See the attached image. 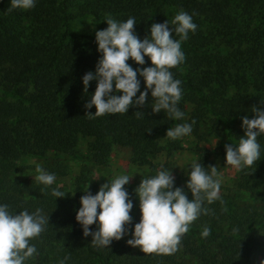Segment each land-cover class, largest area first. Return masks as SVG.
<instances>
[{
	"label": "trees",
	"instance_id": "16d2710c",
	"mask_svg": "<svg viewBox=\"0 0 264 264\" xmlns=\"http://www.w3.org/2000/svg\"><path fill=\"white\" fill-rule=\"evenodd\" d=\"M255 1L36 0L31 9L9 11V0H0V203L13 212L39 208L45 217L49 214L44 230L30 240L36 255L25 264H238L249 260L253 250L264 255V156L239 172L237 188L247 192L252 202L240 206L229 195L219 194L218 200L204 205L208 214L191 222L172 254L144 253L121 239L113 240L108 248L95 247L74 219L81 190L54 198L51 187L55 185L45 187L11 176L18 158L71 153L82 138L92 139L88 151L94 164H104L112 146L126 147L137 164H150L161 151L157 138L167 127L181 123L164 113H152L147 98L142 115L132 107L125 114L84 115L89 94L82 92L81 77L94 70L98 53L94 37L71 28L70 22L82 16L96 20L131 16L137 23L136 35L144 36L151 23L166 19L171 26L169 11L192 15L197 29L181 44L185 60L171 69L181 81L178 107L185 114L186 105H192L188 117L195 121V128L202 118L212 117L226 130L227 141L235 143L243 135L240 117L251 118L252 106L264 108V27L227 10L236 4L244 16ZM215 40L228 46L232 58L246 70L230 73L218 66L217 59L211 62L208 51ZM58 49L63 51L61 58ZM127 63L136 67L131 60ZM148 64L145 57L141 67ZM210 66L217 68L211 71ZM228 82L234 89L230 95ZM94 87L90 81L88 92ZM87 111L94 112V107ZM257 139L264 153V135ZM195 160L211 165L210 152L198 148ZM163 165L167 168V163ZM183 184L178 177L174 179V186ZM99 185L89 184L86 190L95 194ZM127 191L133 201L131 223H136L135 194ZM186 195L191 198L187 191ZM204 226L209 228L207 237L200 235ZM128 229L131 233V224Z\"/></svg>",
	"mask_w": 264,
	"mask_h": 264
},
{
	"label": "clouds",
	"instance_id": "9594fccd",
	"mask_svg": "<svg viewBox=\"0 0 264 264\" xmlns=\"http://www.w3.org/2000/svg\"><path fill=\"white\" fill-rule=\"evenodd\" d=\"M35 2L9 0V11L31 9ZM103 21L106 27L94 33L93 42L98 53L94 70L81 77L82 92L89 94L83 104L84 115L125 114L130 107L137 109V115H142L147 98V107L152 113H164L170 120L183 121L184 112L178 107L182 97L181 81L174 78L171 69L185 60L181 44L188 39L190 32L197 29L192 15L179 10L172 17L171 26L166 19L151 23L143 38L134 31L137 24L134 17L117 20L109 16ZM145 57L149 64L141 67L145 65ZM128 60L136 67L127 63ZM90 81L95 82L91 93L88 92ZM93 107L94 112L87 111ZM249 111L251 118L247 114L240 117L243 135L235 143L223 146L224 166L237 171L255 166L264 156L257 139L264 135V108L252 106ZM194 123H176L166 128L164 136L170 140L189 136ZM33 163L35 181L45 187L54 185L55 173L49 172L40 163ZM188 168L183 187L174 186L171 167L166 168L163 164L153 175L135 173L141 177L133 190L139 212L136 223H131L129 213L133 201L124 187L132 175L117 174L110 180L104 179L95 194L86 190L87 184L81 190L83 194L79 197V207L74 215L82 235L90 236L93 246L108 248L113 240L128 235V225L131 224V238L125 241L127 245L138 247L144 253H174L181 235L188 230L191 222L208 214L209 209L204 205L220 198L221 168L216 165L202 166L200 160H192ZM186 191L190 193V199ZM66 193L60 190L59 185L51 187L54 198H63ZM48 215L41 214L39 208L32 212L26 209L13 212L7 204L0 203V264H25L34 258L37 250L30 240L44 230ZM90 225L94 227L90 229ZM200 235L207 237L209 228L204 226ZM260 264H264V260Z\"/></svg>",
	"mask_w": 264,
	"mask_h": 264
},
{
	"label": "rangeland",
	"instance_id": "374dc122",
	"mask_svg": "<svg viewBox=\"0 0 264 264\" xmlns=\"http://www.w3.org/2000/svg\"><path fill=\"white\" fill-rule=\"evenodd\" d=\"M231 6L227 12L239 18H246L251 24L261 25L264 27V0H256L254 5L250 8L247 15L240 14V10ZM175 15L173 11H169V18ZM105 19H90L88 16H82L70 22L71 28L74 32L87 33L90 38L94 37V33L100 30L105 24ZM140 38L144 36L137 35ZM209 57L211 62H215L221 68L228 69L230 73L241 72L246 70L237 60L230 55V48L215 40L210 45ZM58 56H63L62 49H58ZM241 66H240V65ZM217 66H210L212 71ZM232 84L227 83V95L234 92ZM192 105H186L184 120L182 122H190L188 114ZM212 117L206 116L202 118L195 128H192V133L189 136L182 137L177 140H170L166 136L157 138V143L161 147L158 155L150 160V164H137L132 161L131 154L126 147L112 146L104 164L98 165L90 161V153L88 151V144L92 141L91 138H82L77 142L74 151L67 154L54 152H47L43 158L35 157H20L16 160L11 176L20 180L36 182L34 179L35 164L40 163L42 167L51 173H55V186L59 185L64 192H72L75 189L83 190L88 184H101L105 180H110L117 174L132 175L128 183L124 186L129 190H134L138 185L141 177L137 174L148 175L151 169L160 167L161 164L167 163V168L171 167V175L176 179L186 180L188 165L195 160L198 148H205L210 152L211 165H216L220 169V191L219 194L229 195V197L237 205L250 204L252 197L245 191L237 188L239 180V171L232 169L229 166H224V149L226 143H234L232 140L227 141V133L222 125L215 122ZM236 128L239 124H235ZM216 141V143H215ZM215 143V145H214ZM214 145V147H212ZM223 167V168H222ZM54 171V172H53ZM137 173V174H135ZM33 177V179H32ZM98 177V178H97ZM87 185V186H88ZM131 238V233L121 238L125 242ZM138 248V247H137ZM264 260V255L258 251L253 250L250 258L247 261H240L238 264H260Z\"/></svg>",
	"mask_w": 264,
	"mask_h": 264
}]
</instances>
